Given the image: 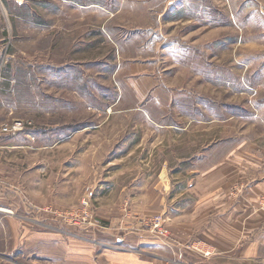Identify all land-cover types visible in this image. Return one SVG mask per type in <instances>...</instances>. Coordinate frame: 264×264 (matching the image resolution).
Here are the masks:
<instances>
[{"label":"rangeland","instance_id":"obj_1","mask_svg":"<svg viewBox=\"0 0 264 264\" xmlns=\"http://www.w3.org/2000/svg\"><path fill=\"white\" fill-rule=\"evenodd\" d=\"M137 59L178 94L162 121L123 111L129 99L117 104L115 70L120 61L125 74ZM16 120L32 125L0 132V173L12 194L1 204L25 203L20 214L36 227L47 222L97 243L134 235L127 218L137 213L122 186L136 200L142 184L151 204L161 171L215 159L241 169L232 194L248 199L251 184L264 181V0H0V131ZM86 196L98 220L91 228L75 224ZM254 206L264 210V195ZM15 253L2 240L0 264L56 262L39 247ZM192 259L176 261L212 264Z\"/></svg>","mask_w":264,"mask_h":264},{"label":"crops","instance_id":"obj_2","mask_svg":"<svg viewBox=\"0 0 264 264\" xmlns=\"http://www.w3.org/2000/svg\"><path fill=\"white\" fill-rule=\"evenodd\" d=\"M151 65L146 59L133 60L127 63L124 74L119 61L115 70L120 77L116 79L120 90L116 100L117 104L132 101L123 111L126 108L140 110L148 118L157 115L162 121L171 113L170 106L178 94L162 81L161 74ZM125 146H128L127 141H122L121 148ZM226 164L224 159H215L210 167H194L184 172L180 167L170 173L161 171L151 189V204L150 189H144L142 184H136V200L129 195L128 185L122 186L121 196H125L126 203L137 213L134 217L128 214L127 222L139 232L119 236L117 241V237L106 238L101 243L80 234H70L47 222L36 227V222L20 214L27 212L25 203L2 205L7 198L5 195L12 194L7 187L5 189L0 173V243L8 238L14 245L15 258L24 257L28 251L39 247L41 258L55 260V264H169L176 260L192 262L197 255L212 264L264 263V210L254 206L257 198L264 195V181L251 184L248 199L236 197L231 187L239 178L235 174L241 169L233 164L226 168ZM161 180H168V189L163 193ZM123 206L120 211L124 210ZM154 215L166 218L172 231L169 237L151 231L149 224ZM193 242L203 245L207 250L201 248V251H211V254L205 257L201 251L188 250L186 246Z\"/></svg>","mask_w":264,"mask_h":264},{"label":"built area","instance_id":"obj_3","mask_svg":"<svg viewBox=\"0 0 264 264\" xmlns=\"http://www.w3.org/2000/svg\"><path fill=\"white\" fill-rule=\"evenodd\" d=\"M31 122H24L22 120H16L12 124H5L1 128V133L6 135L15 136L22 131H24L27 127L31 126ZM82 214H80L79 220L77 219L76 223L78 226H82L83 228H91L97 226L98 220L94 218V215L91 211L90 207V199L89 196L85 197V199L82 202ZM8 212L13 213L11 210ZM82 220V221H81ZM166 220L162 216H157L155 219L151 221L150 229L153 233L159 236L163 237H169L168 233L169 230L164 226V223ZM188 250H190L189 245L186 246ZM195 249V248H194ZM203 252V251H201ZM206 256L210 254V252H203ZM172 264H177V261L172 262Z\"/></svg>","mask_w":264,"mask_h":264}]
</instances>
